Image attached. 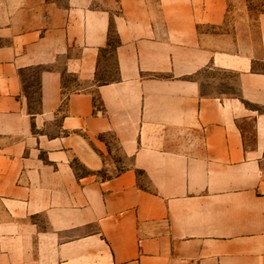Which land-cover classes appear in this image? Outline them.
Instances as JSON below:
<instances>
[{
	"label": "crops",
	"instance_id": "obj_1",
	"mask_svg": "<svg viewBox=\"0 0 264 264\" xmlns=\"http://www.w3.org/2000/svg\"><path fill=\"white\" fill-rule=\"evenodd\" d=\"M99 1L0 0V264H264V10Z\"/></svg>",
	"mask_w": 264,
	"mask_h": 264
},
{
	"label": "rangeland",
	"instance_id": "obj_2",
	"mask_svg": "<svg viewBox=\"0 0 264 264\" xmlns=\"http://www.w3.org/2000/svg\"><path fill=\"white\" fill-rule=\"evenodd\" d=\"M114 1L118 0H100L99 4L102 7H108V5H115ZM227 4V25L229 27H233V25L238 20V16L244 13L249 16V24L255 32V17L259 12L264 10V0H227ZM261 66L262 68H264L263 65ZM105 71V76H103L101 80H109L110 78H112L114 74L113 62H111V60L109 59L105 64ZM222 88H224L223 85ZM226 88L228 92H233L236 90V78L231 72H228Z\"/></svg>",
	"mask_w": 264,
	"mask_h": 264
}]
</instances>
